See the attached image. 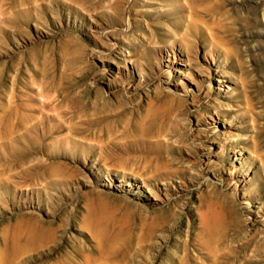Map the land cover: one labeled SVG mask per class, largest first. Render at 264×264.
<instances>
[{
	"label": "rangeland",
	"instance_id": "obj_1",
	"mask_svg": "<svg viewBox=\"0 0 264 264\" xmlns=\"http://www.w3.org/2000/svg\"><path fill=\"white\" fill-rule=\"evenodd\" d=\"M0 264H264V0H0Z\"/></svg>",
	"mask_w": 264,
	"mask_h": 264
}]
</instances>
